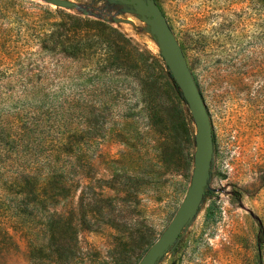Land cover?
<instances>
[{"label": "rangeland", "instance_id": "374dc122", "mask_svg": "<svg viewBox=\"0 0 264 264\" xmlns=\"http://www.w3.org/2000/svg\"><path fill=\"white\" fill-rule=\"evenodd\" d=\"M21 1L24 6L16 10L21 14L39 18L50 10L53 16L48 22L61 20L64 14L66 21L70 14L97 20L114 26L129 40L124 46V67L100 77L115 98H97V92L101 95L106 90L104 82L95 83L98 78L91 68L81 60L63 57L60 51L39 56L47 69L38 74L48 76L44 86L62 84L70 95L82 90L87 99L85 117L94 108L99 119V134L80 138L84 159L91 158L92 166L84 165L79 173L72 164L67 168L71 190L67 221L85 186L105 185L102 179H109L115 171L143 175L136 207L127 211L123 221L115 222L114 228L89 232L82 228L78 214L71 218L77 236L73 250L67 244L65 264H137L173 217L190 183L196 125L188 104L163 71L167 97L161 95L162 126L149 119L146 56L159 62L163 59L149 26L132 6L119 0H71L74 6L70 8L48 0ZM156 2L182 47L208 111L214 142L210 178L199 212L156 264H264V2ZM14 20L0 18V27L9 28L5 43L21 38L19 20ZM32 46L29 52L41 53ZM22 48L2 47L0 57L23 56ZM50 72L56 76L47 75ZM61 236L68 239L69 234ZM42 254L39 251L36 259H30L27 247H21L14 264H44L38 259Z\"/></svg>", "mask_w": 264, "mask_h": 264}, {"label": "trees", "instance_id": "16d2710c", "mask_svg": "<svg viewBox=\"0 0 264 264\" xmlns=\"http://www.w3.org/2000/svg\"><path fill=\"white\" fill-rule=\"evenodd\" d=\"M22 6L21 0L0 3V18L18 19V33L22 34L19 42L5 43L9 28L0 27V48L23 47L25 52L23 56L0 57V264H14L24 246L30 259H36V253L41 251L38 259L44 264H65L67 244L73 250L77 236L71 218L78 214L82 228L89 232L105 233L114 228L115 222L123 221L127 211L136 207L143 175L115 171L109 179H102L105 185L85 186L87 190L81 189L67 221V197L71 196L67 168L72 164L79 173L84 165L92 166L91 158L84 159L85 146L80 138L83 134L93 138L99 134V119L94 108L85 117L87 99L82 90L70 95L62 84L57 88L44 86L48 76L38 72L47 68L39 56L60 51L65 58L81 60L98 78L95 83L105 84V92H99L102 96L98 92L95 96L115 98L107 81H100V77L124 67V46L129 40L104 22L71 14L69 21L64 14L61 20L48 22L52 11L45 10L48 15L36 18L16 11ZM32 45L41 53L29 52ZM146 57V100L151 104L146 110L151 122L160 127L164 109L161 95L167 97L163 71L178 92L179 87L164 60ZM49 74L56 76L54 72ZM62 233H68L70 238Z\"/></svg>", "mask_w": 264, "mask_h": 264}, {"label": "water", "instance_id": "95a60500", "mask_svg": "<svg viewBox=\"0 0 264 264\" xmlns=\"http://www.w3.org/2000/svg\"><path fill=\"white\" fill-rule=\"evenodd\" d=\"M130 5L153 33L160 54L187 102L196 125L195 151L190 183L173 217L137 264H156L176 244L183 228L199 212L210 178L214 142L208 111L193 79L184 52L156 0H119ZM59 7L74 6L71 0H48Z\"/></svg>", "mask_w": 264, "mask_h": 264}]
</instances>
